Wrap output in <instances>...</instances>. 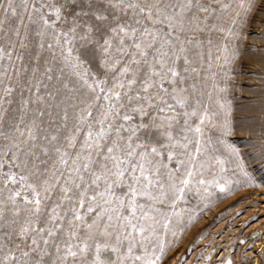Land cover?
<instances>
[{
  "label": "snow or ice",
  "instance_id": "snow-or-ice-1",
  "mask_svg": "<svg viewBox=\"0 0 264 264\" xmlns=\"http://www.w3.org/2000/svg\"><path fill=\"white\" fill-rule=\"evenodd\" d=\"M214 3H32L29 19L38 16L37 35L51 30L63 56V88L80 95L71 105L76 114L70 133L44 136L41 144L30 128L25 133L17 126L18 135L11 138L0 132V139L9 141L0 145V228L8 229L0 234V264L141 260L133 256L140 243L136 234L154 231L149 221L158 222L150 215L159 213L157 204L182 196L184 189L175 179L185 167L181 157L192 159L189 145L197 155L201 151L199 142L187 135L202 134V128L189 123V117L198 113L195 108L187 110L193 105L183 95L178 62L189 63L185 45L192 43L181 37L203 31L201 25L215 11ZM22 4L28 12V0ZM5 11L17 14L12 0ZM78 43L86 50L84 55L99 60L104 79L93 78L81 56L73 55ZM62 119L67 128V109ZM205 119L206 112L200 123ZM174 161L175 167H170ZM180 184L187 185L188 180L181 179Z\"/></svg>",
  "mask_w": 264,
  "mask_h": 264
},
{
  "label": "rangeland",
  "instance_id": "rangeland-1",
  "mask_svg": "<svg viewBox=\"0 0 264 264\" xmlns=\"http://www.w3.org/2000/svg\"><path fill=\"white\" fill-rule=\"evenodd\" d=\"M34 2L39 6L40 0H28L25 12L22 0H12L17 10L13 15L5 11L8 0H0V132L11 138L18 135L17 126L25 133L30 128L43 144L44 136L71 132L76 114L71 105L77 104L74 97L80 93L70 94L63 88V56L51 30L37 35L41 31L38 16L29 19ZM262 5L264 0H215V11L201 25L203 31L181 37L192 41L185 45L189 63L178 62L184 77L181 87L186 89L183 95L193 105L187 110L195 108L198 113L189 117V123L202 128V134L187 135L199 142L201 151L197 155L194 145H189L192 159L181 157L185 167L175 183L184 189L182 196L156 205L159 213L150 215L158 222L149 221L154 231L136 234L140 243L134 246L133 256L141 260L128 259L126 264H253L256 257L251 250L257 253L258 264H264ZM76 47L73 55L81 56L86 70L93 78L104 79L99 60L84 55L86 50L79 43ZM7 89L11 91L6 93ZM65 109L67 128L62 119ZM8 142L0 139V145ZM181 179L188 184H180ZM7 230L0 228V234ZM256 233H261L262 245Z\"/></svg>",
  "mask_w": 264,
  "mask_h": 264
},
{
  "label": "bare ground",
  "instance_id": "bare-ground-1",
  "mask_svg": "<svg viewBox=\"0 0 264 264\" xmlns=\"http://www.w3.org/2000/svg\"><path fill=\"white\" fill-rule=\"evenodd\" d=\"M261 233H256V240H260L259 244L262 245L263 242H262V238L260 237ZM251 254L254 255V257H256L253 261V264H258V258H257V253H255L254 250H251Z\"/></svg>",
  "mask_w": 264,
  "mask_h": 264
}]
</instances>
